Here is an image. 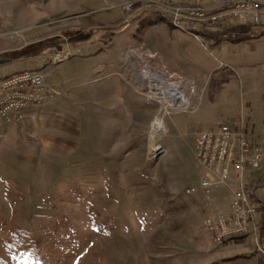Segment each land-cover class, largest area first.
Returning a JSON list of instances; mask_svg holds the SVG:
<instances>
[{
    "label": "rangeland",
    "instance_id": "1",
    "mask_svg": "<svg viewBox=\"0 0 264 264\" xmlns=\"http://www.w3.org/2000/svg\"><path fill=\"white\" fill-rule=\"evenodd\" d=\"M176 5L0 0V53L13 52L14 70L39 69L50 92L21 122L0 126L5 264H258L264 256V227L257 239L221 243L204 228L209 211L227 209L226 185L185 191L207 174L194 155L198 131L240 120L264 147V38L237 31L224 41L246 43L213 48L173 26ZM171 29L200 44L199 66L165 52ZM144 67L181 80L189 103L170 105L146 85ZM249 187L264 220V164Z\"/></svg>",
    "mask_w": 264,
    "mask_h": 264
},
{
    "label": "built area",
    "instance_id": "2",
    "mask_svg": "<svg viewBox=\"0 0 264 264\" xmlns=\"http://www.w3.org/2000/svg\"><path fill=\"white\" fill-rule=\"evenodd\" d=\"M130 6L128 3L126 8ZM263 16V0H234L209 8L176 5L168 13L174 27L190 32L201 43L208 30L225 29L224 36L232 37L236 33L235 27L257 25ZM167 82L178 83L185 96V85L181 80ZM49 96L45 77L39 69L25 68L1 77L0 126L21 122L30 106L42 103ZM163 96L171 100L170 105L177 103L176 109L184 107L185 102ZM194 155L197 164L207 174L199 181V187L190 186L185 189L186 193L192 194L198 189L209 193L219 185H226L231 190L227 209L211 210L204 218L203 225L210 238L215 243L242 235L257 239L260 231V223L256 219L259 201L254 199L253 193L256 195V192L250 189L249 182L251 173L264 164L262 144L247 136L243 121L232 124L220 121L210 130L197 132Z\"/></svg>",
    "mask_w": 264,
    "mask_h": 264
},
{
    "label": "crops",
    "instance_id": "3",
    "mask_svg": "<svg viewBox=\"0 0 264 264\" xmlns=\"http://www.w3.org/2000/svg\"><path fill=\"white\" fill-rule=\"evenodd\" d=\"M166 1H168L171 4H178V5L201 4L206 7H215L220 4L227 3L233 0H166ZM260 23L261 25H264V16L262 17ZM260 27L261 26L259 24L242 25V26L235 27L234 30L236 32L238 31V33H243L244 32L243 30H247L249 31V34L254 36L255 38H264V35L260 37L256 36V30L259 29ZM151 30L154 31L155 34L157 35L158 43L160 44L161 43L160 40L162 41L161 28L156 26L155 28H152ZM226 31L227 30L225 29L223 31L222 30L220 31L216 28H213L212 30L206 31L204 35L208 37L212 42H214L213 48L223 43L233 44V45H239L244 42L246 43V41L244 42L241 41L237 43H230V42L224 41V39L227 38L224 36V33ZM165 35H166L165 41L168 46L167 47L168 50H165V52H167L169 55H174V56L179 55L181 57V63L182 62L184 63L185 61L188 63L189 67H195L196 64H198L199 66V64L202 62V59L204 57V53L202 52V48L200 47V44L195 39H193V37H191L190 35L186 33L179 32L177 30H172V29L169 30ZM12 53H13L12 51H4L0 53V78L14 71H17L12 68L14 66L13 61H11V59H13ZM8 65L9 66L11 65V67L9 68ZM11 68L13 69L12 71H10ZM212 127L213 126H211V128ZM230 197H231V190H227V196H226L227 204L229 203ZM256 219L260 223V226L264 227V220H262V214L259 211L256 215Z\"/></svg>",
    "mask_w": 264,
    "mask_h": 264
},
{
    "label": "bare ground",
    "instance_id": "4",
    "mask_svg": "<svg viewBox=\"0 0 264 264\" xmlns=\"http://www.w3.org/2000/svg\"><path fill=\"white\" fill-rule=\"evenodd\" d=\"M142 79L145 81L146 85L151 89H157L158 93L165 96H171L179 101H183L186 104L189 103V98L184 96V93L179 90V84L176 82H167L162 76L154 75L151 70L147 67L140 69L139 71ZM154 79L160 81V85L154 83ZM154 127H158L157 129L163 128L162 121L157 120L154 123Z\"/></svg>",
    "mask_w": 264,
    "mask_h": 264
},
{
    "label": "trees",
    "instance_id": "5",
    "mask_svg": "<svg viewBox=\"0 0 264 264\" xmlns=\"http://www.w3.org/2000/svg\"><path fill=\"white\" fill-rule=\"evenodd\" d=\"M259 25L261 27L256 30V36L257 37H260V36L264 35V25H261V23H259ZM253 197H254L255 200L259 201L258 198L256 197V195L254 193H253ZM263 206H264V204H263ZM257 263L258 264H264V256L263 255H261V256L258 257ZM0 264H5L4 260L1 259V258H0Z\"/></svg>",
    "mask_w": 264,
    "mask_h": 264
}]
</instances>
